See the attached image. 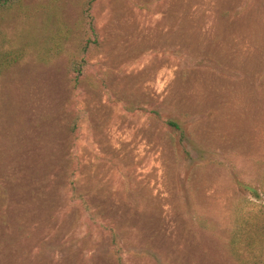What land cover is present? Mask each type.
I'll list each match as a JSON object with an SVG mask.
<instances>
[{
  "label": "rangeland",
  "instance_id": "rangeland-1",
  "mask_svg": "<svg viewBox=\"0 0 264 264\" xmlns=\"http://www.w3.org/2000/svg\"><path fill=\"white\" fill-rule=\"evenodd\" d=\"M83 3L0 10V264H239L241 182L264 174V0H96L77 82Z\"/></svg>",
  "mask_w": 264,
  "mask_h": 264
},
{
  "label": "trees",
  "instance_id": "trees-1",
  "mask_svg": "<svg viewBox=\"0 0 264 264\" xmlns=\"http://www.w3.org/2000/svg\"><path fill=\"white\" fill-rule=\"evenodd\" d=\"M22 1L0 0V10L15 9ZM95 2L84 0L82 6L78 52L69 67L70 74L77 82L85 74L89 59L100 45V34L93 14ZM167 123L177 130L181 128L174 120H168ZM181 133L182 137L185 136L183 131ZM241 186L251 195V199L242 202L236 210L228 240L230 252L239 264H264V174L258 187L249 182H241Z\"/></svg>",
  "mask_w": 264,
  "mask_h": 264
}]
</instances>
